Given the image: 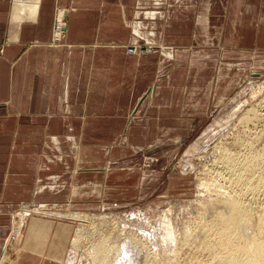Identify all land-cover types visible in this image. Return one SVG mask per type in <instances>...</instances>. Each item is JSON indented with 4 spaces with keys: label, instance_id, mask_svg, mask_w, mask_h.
<instances>
[{
    "label": "crops",
    "instance_id": "1",
    "mask_svg": "<svg viewBox=\"0 0 264 264\" xmlns=\"http://www.w3.org/2000/svg\"><path fill=\"white\" fill-rule=\"evenodd\" d=\"M61 9L67 30L57 42ZM155 18L149 23L163 29L164 52L141 54L138 40L159 37L142 21ZM200 34L212 39L200 45L262 46L264 0H0L2 259L9 249L3 252L2 240L23 205H87L91 174L104 183L107 144L125 147L169 134L173 110L180 124L186 93L197 81L187 83L188 66L159 71L182 54L167 51L170 43L192 45ZM152 118L156 129L145 123ZM74 229L70 219L32 216L19 258L5 264H62Z\"/></svg>",
    "mask_w": 264,
    "mask_h": 264
},
{
    "label": "rangeland",
    "instance_id": "2",
    "mask_svg": "<svg viewBox=\"0 0 264 264\" xmlns=\"http://www.w3.org/2000/svg\"><path fill=\"white\" fill-rule=\"evenodd\" d=\"M154 21L156 18L142 22H146L145 27L150 32L154 30L153 32L159 35L163 29L160 30L159 26L149 23ZM158 22L166 25L162 19ZM201 34L193 40L192 45L170 43L167 51H172L175 47L182 54L175 53L177 62L174 58H168L170 61L159 71V74H162L178 65H184L186 69L188 66L192 72L187 83L197 81L194 88L189 87V92L186 93L187 107L183 110L184 115L182 112L180 116V124L178 125V111L173 110L174 116H170L173 118V129L169 134H163L154 141H130L129 144H124L125 147L121 141L114 146V143L107 144L105 153L108 156L105 164L100 166L103 168L101 172L104 173V183L102 180L98 181L94 177L95 174H91L90 201L87 205L77 204L73 209L64 207L52 211H46L42 206V209L38 210L41 215L57 213L56 217L70 220L75 218L78 221L81 219L84 232L91 237L90 240L81 242L83 246L80 245L79 252H74L72 239L76 235L79 222L72 220L75 229L66 245L62 264H67L69 252L79 256V260H76L78 264H86L87 249L91 243L107 236L113 244L119 234L142 242L137 245L146 248L138 260L144 264H151L154 259L163 262L164 258L180 260V264H196L188 257L181 258L179 250L188 251L191 256L196 253L200 238L205 236L203 221L212 218V214L205 212L203 205L206 201H213L214 198L216 200L223 195L219 194L221 190L225 192V196L250 205V211H253L256 218L263 215L264 184L257 180L264 181V43L262 46L250 43V47L244 50L240 46H224V41L217 45H200L197 44L198 40H212L208 37L209 34L207 37ZM162 43L159 35L157 40H138L137 44L141 54H161L165 48ZM213 49L218 52L213 53ZM194 52L197 55H194ZM229 67L231 69H228ZM195 88L197 93H193ZM162 94L159 91L155 100L159 101ZM170 99L177 100V95ZM154 111L155 109H152L150 112L154 114ZM145 123L150 129L158 127V122L153 118ZM252 155L258 158V168L255 171L258 173L254 172L257 178L254 176L251 180L253 184L261 183L257 193H253L250 188L245 189V182L239 184L238 171L232 166V159L235 160V157L245 162L251 160ZM96 165L97 163L91 162L90 168ZM201 182L212 187H208L207 191H199ZM216 188L220 190L218 195V190L214 191ZM38 205L40 204L27 203L17 213L22 212L24 207L36 209ZM243 206L245 210L246 206ZM165 213H168V219L173 223L176 243L171 242L168 237L164 226L168 224ZM16 217L17 215L14 220ZM242 217L246 224L244 212ZM14 220L7 237L2 240V245H7V249L13 244L20 245L25 236L24 232L22 239L11 242L9 237L14 229ZM146 231L149 234L147 239L141 235ZM153 252L158 255L152 254L150 258Z\"/></svg>",
    "mask_w": 264,
    "mask_h": 264
},
{
    "label": "bare ground",
    "instance_id": "3",
    "mask_svg": "<svg viewBox=\"0 0 264 264\" xmlns=\"http://www.w3.org/2000/svg\"><path fill=\"white\" fill-rule=\"evenodd\" d=\"M58 13H59L58 21H56L57 25L60 24L62 27L66 26L65 22L62 20L63 10L62 9L59 10ZM62 34L63 31L56 27V34L54 33V39L56 40L60 39ZM132 51L137 52L139 50L135 48L134 50L132 49ZM165 53L169 54L166 51ZM232 161H230L232 162V166L234 168L236 167L235 171H238L239 174V175L237 174V176H239L238 177L239 184L241 185V182H245L246 183L245 189L250 188L253 193H257L256 191L260 189L259 187L260 184L261 183L264 184V181L262 182L261 179L257 180V181H261V183L258 184L257 182L256 184H253L251 182V180H253V177L255 176L254 172L256 171V168H258V158L256 156L253 157L252 155L251 160L245 161L244 159L245 162H241V160H239L237 157H235V160L232 159ZM255 177L257 178V175ZM209 185L205 182H201V186H200L201 189H199V191L200 190L204 191L206 189L208 190ZM217 190L218 192L216 194L218 195L220 190L216 188V190L214 191L216 192ZM224 193L225 192L221 190L219 194L220 195L223 194V195L219 197L217 196L218 199L216 198L215 200L214 198L213 201L211 200L209 201L205 200L206 202L204 201L205 204L203 206L206 208L205 212H209L210 214H212V218L210 220L206 219L205 221H203V227L206 229L205 236L200 238L199 244H197L198 245L196 251L197 254L194 253L196 255L193 254L191 256V254L189 255L188 251L182 252V250H179L181 258L188 257L191 262L194 260L193 262L196 264L197 263L198 264H264V213L262 212L263 215H261V213L260 214L257 213V215L259 214L261 216L256 218L253 211H250L252 209L250 205H248L247 203H241L238 199L232 198L230 196H225ZM243 205L246 206L245 210H243L244 208ZM43 208L46 211H52V209L49 207H43ZM40 209H42V207L41 208L38 207L36 209H30V207H24V210L19 213L18 219L15 220L16 224L14 223V227H13L14 229L12 231L13 234L10 238L12 243H15L17 240H20L22 238L25 232L24 230L27 226L28 219L31 218L32 216H43V217L57 216V213H51V214L45 213L41 215L38 212V210ZM227 210L230 211L228 213H224ZM167 212H169V210ZM243 212L245 214L246 224L245 222L242 221ZM164 216H165V220H167L168 222L167 225L163 224L166 227L168 237L170 238L171 242L176 243V241L174 240L176 234L173 223L170 222V220L168 219V213H165ZM141 218L143 219V217ZM71 220H74L75 222L78 221L75 218H71ZM78 222H79V226L77 228L76 235L73 237L72 240V244L75 249L74 252H77L82 241H84L85 239L86 241H88L87 239L89 240L91 239V237H89V234L87 232H84V226L81 222V219ZM138 225L141 226V224ZM141 235L142 237H145V239H147V237L149 238L148 236L149 234L147 231L142 232ZM127 236L123 237V234H119V236H117V239L116 241L113 242V244L110 243L109 237L102 236L98 239L97 242L91 243L90 248L87 249L83 247L84 249H87V253H88V256L86 257L87 260L86 264H144L142 263V261H139L138 259L141 257L146 247L144 248V246H138L137 244H142V242H139L137 240L133 241L131 237H127ZM74 252L69 253L68 259L66 261L67 264H78L77 261L79 260L78 258L79 256L77 257V254ZM189 252H191V250ZM152 254H156V256L158 255L156 252H153L150 254V258L152 257ZM18 256H19V245L15 246V244H13L6 252L4 258L2 259L4 261L1 262V264H5L7 261L17 260V258H19ZM151 261H152V263L150 262L151 264L181 263L180 260H173L170 258H164L163 262L162 261L159 262L157 259Z\"/></svg>",
    "mask_w": 264,
    "mask_h": 264
},
{
    "label": "built area",
    "instance_id": "4",
    "mask_svg": "<svg viewBox=\"0 0 264 264\" xmlns=\"http://www.w3.org/2000/svg\"><path fill=\"white\" fill-rule=\"evenodd\" d=\"M62 20H63V18H62ZM64 21V20H63ZM56 25H57V22H56ZM55 25V34H56V27L58 28V29H61L62 31H63V33H64V31H65V26H61L60 24H58L57 26ZM65 25V24H64ZM62 36H63V34H62ZM62 36H61V38L60 39H58V40H56L55 39V41H57V42H59L61 39H62ZM132 49L134 50L135 49V47L133 48V47H131V48H129V52H134V51H132ZM14 227V226H13ZM12 234H13V232H12ZM10 236H12V235H10ZM11 237H9V239H10ZM8 239V240H9ZM7 246V245H6ZM5 246V247H6ZM5 247L3 248V252L5 251ZM2 256H3V254H2ZM2 256L0 257V263H1V260H2Z\"/></svg>",
    "mask_w": 264,
    "mask_h": 264
}]
</instances>
